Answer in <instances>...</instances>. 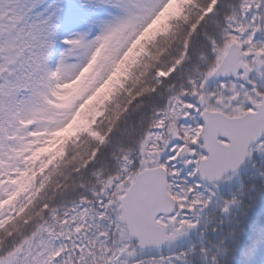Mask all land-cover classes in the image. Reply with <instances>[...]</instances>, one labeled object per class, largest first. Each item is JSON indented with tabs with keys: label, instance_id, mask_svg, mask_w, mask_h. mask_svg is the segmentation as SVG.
I'll return each instance as SVG.
<instances>
[{
	"label": "snow or ice",
	"instance_id": "1",
	"mask_svg": "<svg viewBox=\"0 0 264 264\" xmlns=\"http://www.w3.org/2000/svg\"><path fill=\"white\" fill-rule=\"evenodd\" d=\"M172 4L0 0V17L11 18L0 30V264H128L137 249L196 229L223 176L264 155V0H233L222 19V0H183L149 35ZM102 9L110 18L96 16ZM85 14L96 30L74 31L58 47L62 24ZM201 35L203 63L183 71ZM133 50L91 128L62 155H47L43 141L71 123ZM65 95L70 103L58 107ZM152 96L161 102L130 143L113 145L121 119ZM53 109L61 118L46 124ZM109 146L116 165L105 172L97 164ZM28 172L31 182L9 189ZM68 190L77 192L70 204L59 200Z\"/></svg>",
	"mask_w": 264,
	"mask_h": 264
},
{
	"label": "trees",
	"instance_id": "2",
	"mask_svg": "<svg viewBox=\"0 0 264 264\" xmlns=\"http://www.w3.org/2000/svg\"><path fill=\"white\" fill-rule=\"evenodd\" d=\"M175 2L176 4L173 5V8L168 13L164 14L157 24L153 25L156 32L165 26L168 16L178 11L177 5L182 3L183 0H176ZM232 2L233 0H222L219 19L223 18L224 12L228 10V5ZM207 30L209 32H215L216 25L209 22ZM205 42L203 35L194 40L192 59L186 62L183 71L190 69L194 71L197 64L203 63L200 58V53L202 51L201 46ZM135 56L136 52L133 50V52L125 58V63L122 65L121 72L114 75L108 84L95 95L96 98L94 100L96 103L103 101L105 104V102L114 98L113 89L119 87V82L123 79V72L126 71L127 64L134 59ZM160 102L161 98L158 96L145 97L140 108L127 112L120 121L118 131L114 133L113 145H128L131 138L135 136L139 129L140 121L146 119L152 106ZM91 126L92 124L86 129H82L80 126H74L56 140L52 139L50 136V138L43 141L47 150V155L51 157L62 155L68 141L73 137L78 138L80 133L89 130ZM40 142L41 140L39 139L38 143ZM112 150L113 146L107 147L103 158L97 164V167H102L105 172L116 165V161L111 157ZM43 155H45V153L40 152L35 159ZM254 158V162H258V164L251 169L253 175H250V171L247 168H244L241 173L238 172L235 174L236 177L239 176L246 180V189L243 194L238 190L235 192L231 190L229 198H226L227 201L236 198L238 203L236 205L234 204L233 209L230 210V220L232 224H230L228 228L226 225L224 226L223 231L219 234L220 237L218 241H213L212 239L209 241L207 247H192L193 243L190 242L192 240V237H190L192 232L182 234L185 239L182 241L183 246L190 242V245H186L183 249L187 253L184 264H204V260L201 257L208 258V263L211 264H264V187H262L261 191L258 190V192H256L257 194L254 195L251 191L252 180H250V177L255 180L259 178L260 174H264V155L259 154L257 157L254 156ZM249 175L250 177H248ZM31 180V172H28L23 177H17L16 179L17 185L24 181L31 182ZM76 196V191L68 190L59 200L70 204ZM231 196L233 197L231 198ZM238 237H240V241H237ZM202 249H207V253L203 252ZM212 257H215L214 262ZM235 257L239 259V263L234 261Z\"/></svg>",
	"mask_w": 264,
	"mask_h": 264
},
{
	"label": "rangeland",
	"instance_id": "3",
	"mask_svg": "<svg viewBox=\"0 0 264 264\" xmlns=\"http://www.w3.org/2000/svg\"><path fill=\"white\" fill-rule=\"evenodd\" d=\"M63 0H44V4H53V3H62ZM12 5L8 4V3H4L3 4V9L5 12V15L7 14V9L11 8ZM112 15L111 11L108 9H102L100 10L98 13H96V16L100 19H108L110 18V16ZM10 19V18H9ZM92 29L93 31L96 30L95 26L92 24V18L89 17L87 14H85L84 20L79 23V24H75V25H69L67 23L62 24L61 29H60V41H58V47H62V40L65 36L70 35L72 32L74 31H86L89 29ZM153 28V27H152ZM3 29H7L6 26V20L2 17H0V30ZM154 28L150 29L149 35H151L152 32H154ZM72 92L73 94L76 93V91L79 88V82L74 83L72 86ZM71 96L70 95H65L63 97V99L61 100L60 104L58 105V107H64L68 105V102L70 101ZM99 104V102H97ZM95 102L93 101L91 104L89 103L88 107L85 109L84 112V117L83 118H78V114H76V116L72 119L71 123L68 124L66 127L62 128L61 130H59L58 132L53 133L52 135L54 136H59L61 133H63L71 124H73L76 121V125L75 126H80V128L82 129H86L88 128L91 124L95 123L96 121V117L101 113L100 111V104L99 106H94ZM60 115L59 112L55 109L48 111L45 116L43 117L44 122L46 124H55L60 120ZM78 118V119H77ZM15 165L12 164V161L9 160L5 163V167L6 169H8L10 171V167H14ZM14 184H9V189H13ZM176 257V254H174L172 256V258ZM172 264V263H170Z\"/></svg>",
	"mask_w": 264,
	"mask_h": 264
},
{
	"label": "flooded vegetation",
	"instance_id": "4",
	"mask_svg": "<svg viewBox=\"0 0 264 264\" xmlns=\"http://www.w3.org/2000/svg\"><path fill=\"white\" fill-rule=\"evenodd\" d=\"M219 192H220V190H219ZM217 193V198L220 196V193ZM216 198V197H215ZM213 206V204H211L210 206H209V208H207V209H205L203 212H209L210 211V208ZM202 216H204V215H202V214H198V219H201V217ZM211 224H213V219L211 220ZM169 258V257H168ZM140 262H142V264H156V260H155V258H151V260L149 261V260H147V259H142V260H139ZM134 264V263H133Z\"/></svg>",
	"mask_w": 264,
	"mask_h": 264
},
{
	"label": "bare ground",
	"instance_id": "5",
	"mask_svg": "<svg viewBox=\"0 0 264 264\" xmlns=\"http://www.w3.org/2000/svg\"><path fill=\"white\" fill-rule=\"evenodd\" d=\"M235 172H232V177H235L236 178V176H235ZM227 181H226V179L224 178V176H223V178L219 181V185H223V184H225Z\"/></svg>",
	"mask_w": 264,
	"mask_h": 264
},
{
	"label": "water",
	"instance_id": "6",
	"mask_svg": "<svg viewBox=\"0 0 264 264\" xmlns=\"http://www.w3.org/2000/svg\"><path fill=\"white\" fill-rule=\"evenodd\" d=\"M242 165H243V164H242ZM242 165H241V166H242ZM241 166H240V167H241ZM229 173H230V172H229ZM227 174H228V173H227ZM225 175H226V174H225ZM150 246H151V245H150Z\"/></svg>",
	"mask_w": 264,
	"mask_h": 264
}]
</instances>
